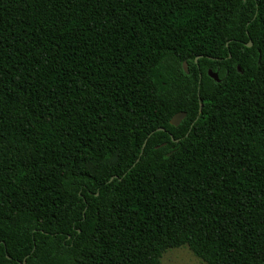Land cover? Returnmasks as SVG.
Wrapping results in <instances>:
<instances>
[{
  "label": "trees",
  "instance_id": "16d2710c",
  "mask_svg": "<svg viewBox=\"0 0 264 264\" xmlns=\"http://www.w3.org/2000/svg\"><path fill=\"white\" fill-rule=\"evenodd\" d=\"M181 247L264 264V0H0V264Z\"/></svg>",
  "mask_w": 264,
  "mask_h": 264
},
{
  "label": "rangeland",
  "instance_id": "374dc122",
  "mask_svg": "<svg viewBox=\"0 0 264 264\" xmlns=\"http://www.w3.org/2000/svg\"><path fill=\"white\" fill-rule=\"evenodd\" d=\"M162 264H206L197 258L188 247L168 250L162 258Z\"/></svg>",
  "mask_w": 264,
  "mask_h": 264
},
{
  "label": "water",
  "instance_id": "95a60500",
  "mask_svg": "<svg viewBox=\"0 0 264 264\" xmlns=\"http://www.w3.org/2000/svg\"><path fill=\"white\" fill-rule=\"evenodd\" d=\"M247 46H248V47H252V46H253V43L250 42ZM197 60H198V59H197ZM184 69H185L186 72L189 71V70H188V64H187L186 62L184 63ZM208 74H209V76H210L211 78H213V79L216 80L217 82L220 81L219 74H218L217 72H213L212 70H209V71H208ZM186 115H187V114H186L185 112H181V113L176 114V115L172 118V120H171V124H172L173 126H179V124L184 120V118L186 117ZM160 130H164V129H160ZM146 143H147V140H146V142L144 143L143 148L146 146Z\"/></svg>",
  "mask_w": 264,
  "mask_h": 264
}]
</instances>
